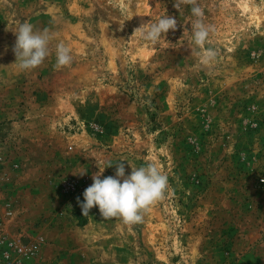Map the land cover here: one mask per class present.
I'll return each mask as SVG.
<instances>
[{"label":"rangeland","instance_id":"obj_1","mask_svg":"<svg viewBox=\"0 0 264 264\" xmlns=\"http://www.w3.org/2000/svg\"><path fill=\"white\" fill-rule=\"evenodd\" d=\"M198 4L207 65L190 5L0 0V264H264V0ZM167 15L159 42L134 32ZM24 22L53 37L28 71L12 51ZM60 42L73 60L57 70ZM150 161L168 191L141 223L82 215L94 174Z\"/></svg>","mask_w":264,"mask_h":264},{"label":"clouds","instance_id":"obj_2","mask_svg":"<svg viewBox=\"0 0 264 264\" xmlns=\"http://www.w3.org/2000/svg\"><path fill=\"white\" fill-rule=\"evenodd\" d=\"M190 5L191 14L195 18L191 26V43L198 49L201 63L207 65L213 62L217 52L212 47H206L213 26L204 23V11L198 0H174V7ZM177 19L171 15L163 16L156 22L143 23L134 32H139L141 38L153 44L165 38L169 30L177 29ZM16 41L13 53L16 65L20 71H28L39 67L49 55L48 45L53 38L47 29L34 31L33 25L21 23L14 32ZM57 70L69 66L73 57L71 49L65 43H57L55 48ZM125 161V160H122ZM112 166L109 164L108 167ZM132 168L131 174L125 176V164H116L115 177L101 179L103 170L92 176L93 183L83 193L84 202L79 203L82 215L89 216L90 210L98 206L103 219L119 218L126 225H134L143 221V214L150 206L165 198L168 191V177L158 164L150 161L146 166ZM85 172L79 173L83 175ZM63 214V213H60Z\"/></svg>","mask_w":264,"mask_h":264},{"label":"built area","instance_id":"obj_3","mask_svg":"<svg viewBox=\"0 0 264 264\" xmlns=\"http://www.w3.org/2000/svg\"><path fill=\"white\" fill-rule=\"evenodd\" d=\"M77 186V183L72 179L64 181V190L69 194H75L78 191Z\"/></svg>","mask_w":264,"mask_h":264}]
</instances>
